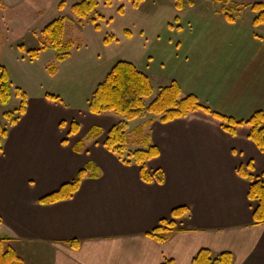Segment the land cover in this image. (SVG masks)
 <instances>
[{
	"label": "crops",
	"instance_id": "1",
	"mask_svg": "<svg viewBox=\"0 0 264 264\" xmlns=\"http://www.w3.org/2000/svg\"><path fill=\"white\" fill-rule=\"evenodd\" d=\"M230 1L264 6V0ZM246 11L249 17L227 22L226 47H176L180 62L190 60L192 71L181 70L158 90L176 82L181 96L194 95L203 106L237 121L264 112V26L253 27L255 14ZM47 52L55 59L56 53L46 50L34 61ZM149 63L143 70L131 64L153 86L152 77L163 75ZM52 78L44 76L46 82ZM24 94L25 113L13 126L6 121L0 154V237L11 239L2 243L3 251L10 246L22 264H190L200 250L230 253L233 264H264V225H253L257 204L247 198L248 180L236 172L249 165V175L264 184V154L248 139L247 128L231 136L202 112L168 123L156 117L149 133L159 155L146 166L151 174L161 172L163 182L145 183L135 164H122L103 147L121 118L100 115L84 132L61 100L46 98L59 96L42 86L34 96ZM10 95L11 101V89ZM150 119H137V127ZM72 121L79 124L76 134L70 133ZM92 127L102 134L87 141ZM88 163L99 175L86 177L72 198L38 203ZM178 208L188 214L173 220L164 242L147 236L161 221H171Z\"/></svg>",
	"mask_w": 264,
	"mask_h": 264
},
{
	"label": "rangeland",
	"instance_id": "2",
	"mask_svg": "<svg viewBox=\"0 0 264 264\" xmlns=\"http://www.w3.org/2000/svg\"><path fill=\"white\" fill-rule=\"evenodd\" d=\"M16 1L19 0H0V66L7 72L12 93L8 106L0 104L3 128L6 124L3 113H13L17 107L16 89L34 96L36 87L42 86L59 96L85 132L90 127L88 121L96 122L100 117L87 111L88 100L95 86L118 61L136 62L140 70L150 62L151 69L163 75L151 79L156 94L159 86L168 84L181 70L192 71L190 60L187 64L180 62L176 47H224L227 44L223 32L227 22L219 12L216 3L219 0H191L192 6L186 5L181 12L175 9L174 0H144L137 8L132 6L134 0H108V4L107 0H96V13L81 21L71 12L78 0H24L12 6ZM61 2L64 9L60 11ZM219 3L227 6L225 0ZM249 16V11L241 13V18ZM58 18L65 20L63 39L73 44L70 58L61 64L54 63L52 52L37 61L23 58L18 47L23 46L27 51L40 48L41 30ZM92 20L99 30L94 29ZM106 37H110L108 45L103 42ZM208 38L209 41L202 43V39ZM54 64L53 78L46 82L44 76L49 74L46 68ZM138 124L139 121L134 120L128 126L130 141ZM136 149L138 147L129 146L131 151Z\"/></svg>",
	"mask_w": 264,
	"mask_h": 264
},
{
	"label": "trees",
	"instance_id": "3",
	"mask_svg": "<svg viewBox=\"0 0 264 264\" xmlns=\"http://www.w3.org/2000/svg\"><path fill=\"white\" fill-rule=\"evenodd\" d=\"M144 0H134L132 6L137 8ZM219 12L228 23L236 22L241 13L250 10L255 14L252 21L253 27L264 26V6L261 4H238L230 0H225L227 6H220ZM107 0V4H108ZM192 6L191 0H174V6L177 12H181L185 6ZM96 0H78L71 7L72 15L79 21L87 19L96 13ZM61 11L64 9V2L58 5ZM118 12L122 14V8ZM101 18V16H98ZM178 19L176 18V21ZM93 24L96 23L92 20ZM64 18H58L47 24L40 32L41 47L34 50H25L23 46L18 49L25 54L30 61L38 59L39 55L46 51L52 50L56 53L55 63L59 64L69 59L73 44L63 39ZM94 29L99 30L95 24ZM129 35L128 31H125ZM110 37H106L103 42L108 44ZM47 71L52 76L55 71V64L47 67ZM16 97L20 99L18 109L13 113H3V118L10 126L15 125L24 115L27 98L24 93L16 89ZM10 83L6 70L0 66V104L6 106L10 101ZM47 99L59 101L58 97L47 95ZM150 100L149 104L145 101ZM87 111L95 116L104 114H113L121 120L113 126L107 133L103 147L113 154L122 164L129 166L135 164L139 168L141 181L145 183L163 182L162 173L157 171L150 173L147 169V162L158 157L157 148L152 145L149 127L156 117L161 123H168L177 119H183L195 112H202L221 123V128L231 136L235 135V131L239 127L248 129V139L256 146V148L264 154V112L257 111L248 119L237 121L231 117L220 115L211 109L203 106L194 95L181 96V89L176 82L160 88L157 93L150 84L149 79L140 72L133 64L125 61L115 63L104 80L100 82L87 103ZM151 117L144 125L135 128L131 135L132 140L128 139L127 129L128 123L137 119ZM63 127V124L60 125ZM70 133L76 134L79 131V124L72 121L69 125ZM102 134L99 127H92L87 133V141L96 140ZM7 136V131L0 124V154L2 152V140ZM81 146V145H80ZM129 146L138 147L134 151H129ZM249 165L237 168V174L249 182L247 198L251 202L257 204L253 215V225H264V184L260 180H254L249 175ZM99 171L92 164L88 163L81 169L73 180L62 185L57 191L46 195L38 200L40 205H52L62 201H66L73 197L78 191L81 182L86 177L96 178ZM188 214L187 209L178 208L172 211L171 221H161L155 231L148 233V237L162 243L166 240L164 232L170 231L174 227V219H179ZM9 243L11 239L0 237V264H22L21 259L14 250L9 246L5 251L2 249V243ZM71 248H76L77 243L69 244ZM164 264H171L170 261ZM190 264H233V256L230 253H220L213 256L209 250H200L192 259Z\"/></svg>",
	"mask_w": 264,
	"mask_h": 264
}]
</instances>
